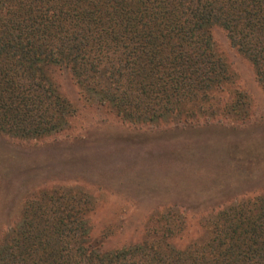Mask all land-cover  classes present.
I'll return each instance as SVG.
<instances>
[{
	"label": "trees",
	"instance_id": "1",
	"mask_svg": "<svg viewBox=\"0 0 264 264\" xmlns=\"http://www.w3.org/2000/svg\"><path fill=\"white\" fill-rule=\"evenodd\" d=\"M218 28L264 91V0H0V133L65 130L77 108L64 74L89 105L133 124L198 122L224 91L225 114L245 119L249 96ZM91 209L73 188L28 199L0 241V264H264V193L219 211L184 249L171 241L170 214L148 223L143 241L106 249L92 237Z\"/></svg>",
	"mask_w": 264,
	"mask_h": 264
},
{
	"label": "rangeland",
	"instance_id": "2",
	"mask_svg": "<svg viewBox=\"0 0 264 264\" xmlns=\"http://www.w3.org/2000/svg\"><path fill=\"white\" fill-rule=\"evenodd\" d=\"M214 37L249 96L245 119L225 114L233 97L224 91L216 112L198 122L133 124L89 105L64 74L62 89L77 108L65 130L33 140L0 133V241L27 200L47 190L86 192L92 237L106 249L143 241L148 223L167 214L177 226L172 243L187 248L207 236L219 211L264 193V91L226 33L218 28Z\"/></svg>",
	"mask_w": 264,
	"mask_h": 264
}]
</instances>
